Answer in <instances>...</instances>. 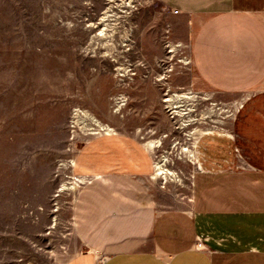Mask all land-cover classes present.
Here are the masks:
<instances>
[{
	"label": "rangeland",
	"instance_id": "rangeland-1",
	"mask_svg": "<svg viewBox=\"0 0 264 264\" xmlns=\"http://www.w3.org/2000/svg\"><path fill=\"white\" fill-rule=\"evenodd\" d=\"M123 1L0 0V264H63L87 250L74 211L88 176L75 161L95 135H135L168 169L154 163L149 178L157 209L190 201L200 138L231 137L234 95L191 87L185 18L158 0ZM111 4L117 16L98 36Z\"/></svg>",
	"mask_w": 264,
	"mask_h": 264
},
{
	"label": "crops",
	"instance_id": "crops-1",
	"mask_svg": "<svg viewBox=\"0 0 264 264\" xmlns=\"http://www.w3.org/2000/svg\"><path fill=\"white\" fill-rule=\"evenodd\" d=\"M158 1L185 18L192 89L234 95L231 137L200 138L190 201L157 209L150 149L95 135L75 161L88 176L74 211L87 250L63 264H264V0Z\"/></svg>",
	"mask_w": 264,
	"mask_h": 264
},
{
	"label": "bare ground",
	"instance_id": "bare-ground-1",
	"mask_svg": "<svg viewBox=\"0 0 264 264\" xmlns=\"http://www.w3.org/2000/svg\"><path fill=\"white\" fill-rule=\"evenodd\" d=\"M132 0H124L122 4H111L109 6V8L106 10L102 21L104 22L102 29H100L98 36H103L106 37L108 35L109 32H107V27L110 25L109 20H114L112 17L117 16V12L115 11V8H117V5L122 6V7H129L132 5L131 3ZM125 37H129V35H125ZM189 95V92H182L181 96L187 97ZM177 96V93L175 94H170L169 97L166 99L167 103L169 104V106L171 107V109L173 111H176V108L178 107V105H176V100H174V97ZM184 150H187V148H183ZM168 171L167 168L164 169V166L157 161L156 162V173L158 175H162L164 173H166ZM88 180V178H86L82 183L86 182Z\"/></svg>",
	"mask_w": 264,
	"mask_h": 264
},
{
	"label": "built area",
	"instance_id": "built-area-1",
	"mask_svg": "<svg viewBox=\"0 0 264 264\" xmlns=\"http://www.w3.org/2000/svg\"><path fill=\"white\" fill-rule=\"evenodd\" d=\"M104 259H105V257H100L99 261L102 262V261H104Z\"/></svg>",
	"mask_w": 264,
	"mask_h": 264
}]
</instances>
